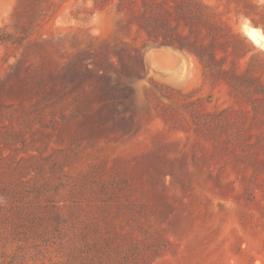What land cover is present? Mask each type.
Returning <instances> with one entry per match:
<instances>
[{"label":"rangeland","instance_id":"1","mask_svg":"<svg viewBox=\"0 0 264 264\" xmlns=\"http://www.w3.org/2000/svg\"><path fill=\"white\" fill-rule=\"evenodd\" d=\"M264 0H0V264H264Z\"/></svg>","mask_w":264,"mask_h":264},{"label":"bare ground","instance_id":"2","mask_svg":"<svg viewBox=\"0 0 264 264\" xmlns=\"http://www.w3.org/2000/svg\"><path fill=\"white\" fill-rule=\"evenodd\" d=\"M248 35H250L258 44L264 47V33L261 31L260 28L251 27Z\"/></svg>","mask_w":264,"mask_h":264},{"label":"water","instance_id":"3","mask_svg":"<svg viewBox=\"0 0 264 264\" xmlns=\"http://www.w3.org/2000/svg\"><path fill=\"white\" fill-rule=\"evenodd\" d=\"M251 27H254V26H247V27L245 28V30H246L247 33L250 32Z\"/></svg>","mask_w":264,"mask_h":264}]
</instances>
